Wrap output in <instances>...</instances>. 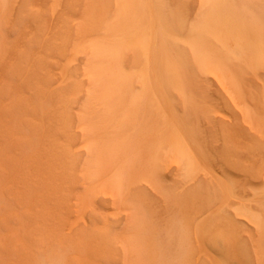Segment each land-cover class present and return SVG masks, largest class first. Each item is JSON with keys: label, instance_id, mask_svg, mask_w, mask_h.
<instances>
[{"label": "rangeland", "instance_id": "rangeland-1", "mask_svg": "<svg viewBox=\"0 0 264 264\" xmlns=\"http://www.w3.org/2000/svg\"><path fill=\"white\" fill-rule=\"evenodd\" d=\"M0 264H264V0H0Z\"/></svg>", "mask_w": 264, "mask_h": 264}, {"label": "bare ground", "instance_id": "bare-ground-1", "mask_svg": "<svg viewBox=\"0 0 264 264\" xmlns=\"http://www.w3.org/2000/svg\"><path fill=\"white\" fill-rule=\"evenodd\" d=\"M237 54V53H236ZM154 59V58H153ZM153 61V60H152ZM153 63V62H152ZM154 64V63H153ZM150 65H151V63H150ZM152 67V66H151ZM154 70H155V68H154ZM153 70V71H154ZM151 72V71H150ZM139 73V72H138ZM158 73V72H157ZM137 74V73H136ZM157 77V76H156ZM139 78V77H138ZM156 79V78H155ZM158 79H159V77H158ZM158 89V88H157ZM160 89H161V87H160ZM159 91V90H158ZM163 93V92H162ZM165 98H166V96H165ZM167 99V98H166ZM65 147V146H64ZM67 148V147H66Z\"/></svg>", "mask_w": 264, "mask_h": 264}]
</instances>
